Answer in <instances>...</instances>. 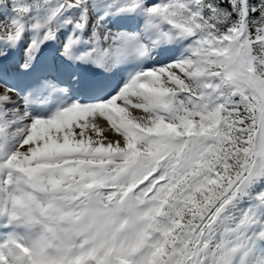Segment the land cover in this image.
Wrapping results in <instances>:
<instances>
[{"label": "snow or ice", "instance_id": "6c2138e0", "mask_svg": "<svg viewBox=\"0 0 264 264\" xmlns=\"http://www.w3.org/2000/svg\"><path fill=\"white\" fill-rule=\"evenodd\" d=\"M0 264H264V0H0Z\"/></svg>", "mask_w": 264, "mask_h": 264}]
</instances>
